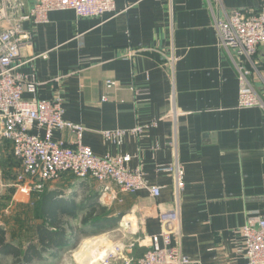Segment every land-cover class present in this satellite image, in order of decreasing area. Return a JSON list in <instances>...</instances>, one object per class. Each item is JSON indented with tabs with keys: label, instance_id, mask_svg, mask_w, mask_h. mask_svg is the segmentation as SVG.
Masks as SVG:
<instances>
[{
	"label": "crops",
	"instance_id": "0c3cea01",
	"mask_svg": "<svg viewBox=\"0 0 264 264\" xmlns=\"http://www.w3.org/2000/svg\"><path fill=\"white\" fill-rule=\"evenodd\" d=\"M32 6V0H9L7 12L19 19ZM116 7V14L103 18L65 10L52 12L47 23L24 22L32 40L22 50L25 64L18 73L36 84L26 100L59 98L64 119L85 128L84 146L100 158L131 156L129 168L141 169L148 184L162 187L160 198L147 190L122 193L115 185L103 196L92 178L64 174L37 198L20 200L21 165L13 160L12 143L0 136L3 183L14 190V204H29L37 220L43 218L37 206L44 197L57 208L73 206L77 213L66 221L80 213L79 224L96 204L109 219L133 218V229L144 238L160 233L159 210L179 203L181 247L192 264H245L242 228L264 219V110L239 107L240 62L220 48L215 20L234 10L257 13L261 0H116ZM245 65L264 98V46ZM110 80L116 88L106 87ZM147 125V133H132ZM108 130L126 134L117 144L104 137ZM54 137L75 145L67 130ZM176 164L185 171L179 197L175 173L158 171ZM73 242L45 253L40 262L65 254ZM145 252L109 264H135Z\"/></svg>",
	"mask_w": 264,
	"mask_h": 264
},
{
	"label": "built area",
	"instance_id": "2783aa9c",
	"mask_svg": "<svg viewBox=\"0 0 264 264\" xmlns=\"http://www.w3.org/2000/svg\"><path fill=\"white\" fill-rule=\"evenodd\" d=\"M33 6L19 19H12L7 12L9 0H0V136L12 143L14 157L20 162L17 186L26 196L42 194L48 183L71 174L79 180L92 178L102 185L103 196L115 185L120 192L137 194L147 190L159 199L162 187L146 182L141 169L131 170V156L97 157L91 148L82 144L85 128L64 119L59 98L55 100H26V92L35 93L36 84L18 73L22 50L31 43L32 36L23 27L24 22L47 23L56 11L72 10L81 18H103L117 13L116 0H32ZM215 26L220 48L237 63L239 73V107L264 110V98L250 81L251 72L245 62H252L264 46V0L259 11L234 10L223 19H216ZM108 89L117 87L114 81L106 83ZM106 99L104 98V101ZM149 125L138 126L132 133L142 135ZM69 131L75 138L74 147L63 140H56V131ZM107 141L120 144L126 134L123 130L103 132ZM159 172H174L176 193L184 189V168H158ZM115 199V198H114ZM178 201V200H177ZM180 204L169 210H159V234L145 237L144 255L135 264H192L181 247ZM245 264H264V219L249 220L242 228ZM105 260H120L109 253ZM127 261L125 258H122ZM128 264H131L130 262Z\"/></svg>",
	"mask_w": 264,
	"mask_h": 264
},
{
	"label": "rangeland",
	"instance_id": "374dc122",
	"mask_svg": "<svg viewBox=\"0 0 264 264\" xmlns=\"http://www.w3.org/2000/svg\"><path fill=\"white\" fill-rule=\"evenodd\" d=\"M4 166L0 162V227L6 232V242L20 247L26 248L29 243L35 238V228L37 224H41L44 221L42 219H36V216L31 212V206L28 204L26 207L19 208L14 204L13 197L15 196L14 190L8 188L3 183L4 178ZM2 178V179H1ZM11 202L13 204L11 205ZM108 216L107 213H105ZM82 214L79 213L78 218H81ZM111 216V214H109ZM78 218H72L69 220L70 224L75 228V235H69L74 241L72 247H68L64 253H60L57 258L45 257L46 261L36 262L35 264H80L75 257V254L79 252L84 244L92 239L105 238L106 241L99 243V249H108V253L114 254L119 259L125 258L130 253L134 254L137 249L146 248L143 246L144 237L139 236V230L135 227L133 218L123 217L118 215L111 216V219L117 220L115 227L108 231L95 233V230L90 228V225L79 224ZM104 219V217H100ZM127 219V221H125ZM132 223V225H131ZM127 225V226H126ZM83 232V233H82ZM112 250V252H111ZM147 250V248H146ZM1 252V251H0ZM105 259L113 257L103 256ZM103 258V262L100 264H106ZM92 262L96 259H90ZM89 260V262H90ZM12 257L6 254L0 253V264H13ZM88 263V262H87ZM119 263V262H118ZM120 264V263H119Z\"/></svg>",
	"mask_w": 264,
	"mask_h": 264
},
{
	"label": "trees",
	"instance_id": "16d2710c",
	"mask_svg": "<svg viewBox=\"0 0 264 264\" xmlns=\"http://www.w3.org/2000/svg\"><path fill=\"white\" fill-rule=\"evenodd\" d=\"M11 155L14 162L20 166L13 152H11ZM33 196L37 198L39 195L34 194ZM37 207L39 214L43 216L44 222L36 226L35 238L25 249H21L12 243H7L5 239L6 231L0 227V251L3 254L12 256L13 264H34V262L42 260L45 253L55 249L59 250L63 245H66L71 239L67 233L72 235V237L75 235V228L66 221L67 217H74L77 213L73 206L70 209L57 208L49 198L44 197ZM104 211V208L96 204L89 206L87 215L83 219V224L86 226L90 225V228L94 229L95 233L112 229L117 224V220L109 219ZM101 216L105 219L100 218ZM139 250H136L137 255H139Z\"/></svg>",
	"mask_w": 264,
	"mask_h": 264
},
{
	"label": "bare ground",
	"instance_id": "6f19581e",
	"mask_svg": "<svg viewBox=\"0 0 264 264\" xmlns=\"http://www.w3.org/2000/svg\"><path fill=\"white\" fill-rule=\"evenodd\" d=\"M125 221H127V219ZM103 241H106V239L102 237L87 241L82 247V249L75 254V257L78 260V262L80 264H100L99 263L100 261L103 262V258H104L103 256H109V253L106 254L107 252H109L108 251L109 248L108 249L97 248V246L100 247L99 243ZM90 259H96V261L92 262Z\"/></svg>",
	"mask_w": 264,
	"mask_h": 264
},
{
	"label": "water",
	"instance_id": "95a60500",
	"mask_svg": "<svg viewBox=\"0 0 264 264\" xmlns=\"http://www.w3.org/2000/svg\"><path fill=\"white\" fill-rule=\"evenodd\" d=\"M24 196H25V194L21 192V198H20V200H23L24 199Z\"/></svg>",
	"mask_w": 264,
	"mask_h": 264
}]
</instances>
